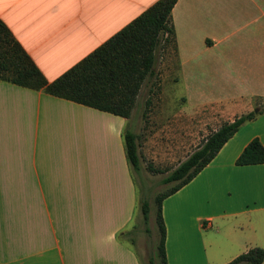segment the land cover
I'll return each instance as SVG.
<instances>
[{
	"label": "crops",
	"instance_id": "crops-1",
	"mask_svg": "<svg viewBox=\"0 0 264 264\" xmlns=\"http://www.w3.org/2000/svg\"><path fill=\"white\" fill-rule=\"evenodd\" d=\"M153 1L0 0V19L51 80ZM170 14L173 81L189 110L211 106L222 120L256 110L264 0H175ZM131 113L0 79V264H143L128 236L137 198L122 131ZM252 137L264 146V108L162 199L167 264L264 251V162H234Z\"/></svg>",
	"mask_w": 264,
	"mask_h": 264
},
{
	"label": "trees",
	"instance_id": "trees-1",
	"mask_svg": "<svg viewBox=\"0 0 264 264\" xmlns=\"http://www.w3.org/2000/svg\"><path fill=\"white\" fill-rule=\"evenodd\" d=\"M175 0H154L125 25L117 29L91 51L70 65L59 75L47 80L34 61L0 19V79L27 86L55 96L121 116H129L142 82L155 74L154 63L158 50L167 45L175 50L174 30L170 10ZM149 97L145 103L149 102ZM264 108V98L256 110H249L231 120H223L205 134L200 143L172 167L160 180L174 181L165 190L153 195L154 222L157 240L149 264H167L161 214L162 199L190 180L214 156L244 120L252 118ZM124 152L129 166L138 169L136 133L122 131ZM236 164L264 162V146L252 137L234 159ZM149 171L163 168L146 164ZM143 222L148 219L149 204L140 199ZM263 248L249 246L222 264H260Z\"/></svg>",
	"mask_w": 264,
	"mask_h": 264
},
{
	"label": "rangeland",
	"instance_id": "rangeland-1",
	"mask_svg": "<svg viewBox=\"0 0 264 264\" xmlns=\"http://www.w3.org/2000/svg\"><path fill=\"white\" fill-rule=\"evenodd\" d=\"M153 68L155 74L142 82L136 95L130 125L136 133L138 169L131 168L137 208L128 236L143 264H149L148 257L154 253L158 236L153 195L174 182L160 179L223 121L211 106L189 110L180 83L173 81L176 62L168 45L158 50ZM147 97L150 100L146 104ZM148 162L163 170L149 171ZM140 199H146L149 204L146 222L141 217Z\"/></svg>",
	"mask_w": 264,
	"mask_h": 264
}]
</instances>
